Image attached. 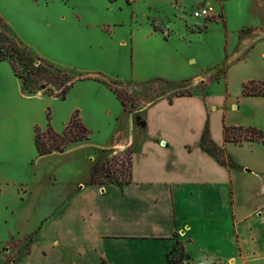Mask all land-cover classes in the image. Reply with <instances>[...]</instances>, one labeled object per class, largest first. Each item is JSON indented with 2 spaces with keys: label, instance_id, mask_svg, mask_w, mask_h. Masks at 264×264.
Instances as JSON below:
<instances>
[{
  "label": "crops",
  "instance_id": "1",
  "mask_svg": "<svg viewBox=\"0 0 264 264\" xmlns=\"http://www.w3.org/2000/svg\"><path fill=\"white\" fill-rule=\"evenodd\" d=\"M147 1L163 5L164 14L146 25L141 40L157 38L160 53L149 43L136 46L139 27L125 29L129 34L110 24L107 28L120 39L129 36L134 64L145 51L151 68L162 71L153 76L171 83L164 74L171 72V66L184 63L199 69L203 65L200 56L185 53L183 45L200 40L199 34L215 38L220 32L223 58L204 66L206 73L186 80L191 83L190 93L162 95L133 112L141 117L140 127H135L130 114L125 123L129 138L126 134L117 149L130 148L129 183L78 182L53 194L40 192L41 203L37 199L33 205L38 213L33 232L12 225L19 223L28 192L23 180L10 176L8 158L1 154L0 208L7 215L0 232V264H102V260L106 264H174L167 260L173 247L183 250L182 264H264V143L223 140L224 124L264 131V95L242 94L243 83H264V0ZM187 2L195 4L192 16L203 19L202 24L186 22L175 8ZM201 3L214 6L211 19L195 14ZM213 67L222 69V75L217 76ZM204 75L211 79L202 90L198 83ZM212 83H224V87L215 93ZM228 83H236L238 89L232 93ZM206 123L209 139L240 168L202 149ZM244 146L252 155L236 156V147ZM31 233L27 249L20 248L19 243ZM12 237L17 243L13 248Z\"/></svg>",
  "mask_w": 264,
  "mask_h": 264
},
{
  "label": "rangeland",
  "instance_id": "2",
  "mask_svg": "<svg viewBox=\"0 0 264 264\" xmlns=\"http://www.w3.org/2000/svg\"><path fill=\"white\" fill-rule=\"evenodd\" d=\"M194 5L187 2L184 6L182 3L174 6L182 11L186 22L201 23L203 19L192 16ZM162 10L163 5L147 0H0V31L21 53L28 67L23 79L17 80L9 62L0 61V160L4 159L1 154L7 156L10 176L23 180V188L28 192L20 213V226L16 221L12 223L19 231L25 228L33 232L37 226L38 213L33 205L37 199L41 203L40 192L53 194L78 182L87 183L92 169L112 157L111 167L127 173L130 148L117 149L124 143L126 134V139L129 138L125 123L130 114L162 95L190 93L191 83L186 80L194 74L206 73L204 66L223 58L220 32L215 38L199 34L200 40H192L190 46L183 45L185 53L200 56L203 65L199 69L184 63L171 66L170 73L164 72L171 83L154 77L162 71L151 68L145 51L134 64L129 36L120 39L110 33L108 25L122 34L128 33L125 29L139 27L136 46L149 43L160 53L157 38L142 41L141 36L146 25L158 16L163 18ZM120 20L127 23L120 24ZM124 41L126 45L122 44ZM216 71L217 76L222 75V69ZM143 78L148 81H139ZM203 78L198 86L205 90L211 76ZM228 86L232 93L238 89L236 83ZM65 87L68 90L61 98ZM223 87L224 83H212L210 89L218 93ZM76 111L89 129L88 139L71 143L62 152L39 156L34 144L35 128L42 132L49 122L54 131L61 132ZM140 119L133 115L135 127H140ZM115 149L117 152L112 156H106ZM215 155L224 158L219 150ZM235 155L247 158L252 152L246 146L236 147ZM6 215L0 208V232ZM33 235L27 234L19 243L20 248L26 250ZM15 237L9 239L14 242ZM10 246L13 248L17 243Z\"/></svg>",
  "mask_w": 264,
  "mask_h": 264
},
{
  "label": "trees",
  "instance_id": "3",
  "mask_svg": "<svg viewBox=\"0 0 264 264\" xmlns=\"http://www.w3.org/2000/svg\"><path fill=\"white\" fill-rule=\"evenodd\" d=\"M7 60L11 66V69L18 80L23 79L24 72H27V63L22 60L21 53L6 41L5 36L0 31V61ZM48 68L51 65H46ZM259 84V85H256ZM72 85V84H71ZM69 85V86H71ZM22 86V85H21ZM67 88L63 89L61 98H64ZM114 92L119 98V92L114 88ZM243 95H264V83L257 80H249L242 85ZM120 99V98H119ZM123 103V100L121 99ZM89 129L84 125L78 116V112H74L70 117L68 123L65 125L61 132H56L51 127L50 123H47V127L44 131L38 132L35 128L34 144L39 156H44L52 152H62L64 148L74 142L88 139ZM223 140L224 142L242 143L243 141L249 142H262L264 143V131L255 126H237V125H223ZM200 145L203 150L218 158L215 155V151L222 150L209 139V129L206 123L201 134ZM114 158H110L100 166H95L92 169L87 185H105L114 184L121 185L127 184L131 181V158L129 151V165L130 169L127 173L122 170H117L111 167ZM221 162L228 164L229 166L240 168V166L228 156ZM118 171V173H116ZM107 178L108 180H104ZM185 258V254L182 249L173 247L167 253V260L174 264H182ZM102 264H106L102 260Z\"/></svg>",
  "mask_w": 264,
  "mask_h": 264
},
{
  "label": "built area",
  "instance_id": "4",
  "mask_svg": "<svg viewBox=\"0 0 264 264\" xmlns=\"http://www.w3.org/2000/svg\"><path fill=\"white\" fill-rule=\"evenodd\" d=\"M214 13V6L210 3H203L202 5H199L196 10L195 14L203 17L208 18Z\"/></svg>",
  "mask_w": 264,
  "mask_h": 264
}]
</instances>
